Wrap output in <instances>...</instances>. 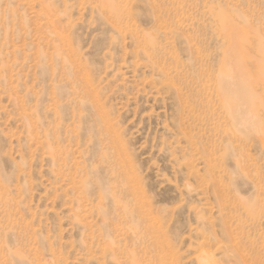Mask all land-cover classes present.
<instances>
[{"label": "rangeland", "instance_id": "374dc122", "mask_svg": "<svg viewBox=\"0 0 264 264\" xmlns=\"http://www.w3.org/2000/svg\"><path fill=\"white\" fill-rule=\"evenodd\" d=\"M0 264H264V0H0Z\"/></svg>", "mask_w": 264, "mask_h": 264}, {"label": "bare ground", "instance_id": "6f19581e", "mask_svg": "<svg viewBox=\"0 0 264 264\" xmlns=\"http://www.w3.org/2000/svg\"><path fill=\"white\" fill-rule=\"evenodd\" d=\"M234 70H231V73L234 76H232L230 79L221 80L222 87H224V89H222V93L224 97L228 98L229 96L231 101L234 104L239 106L241 104V101L249 99L253 95L254 92L252 93V91H254V89L252 88L253 85L252 86L248 84L244 85L245 82L240 83V81H238V78H237L238 76L235 74ZM236 86L242 87V90H240L241 88L237 89Z\"/></svg>", "mask_w": 264, "mask_h": 264}]
</instances>
